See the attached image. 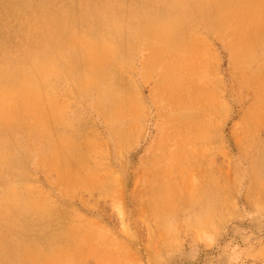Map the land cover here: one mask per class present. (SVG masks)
Returning a JSON list of instances; mask_svg holds the SVG:
<instances>
[{
    "label": "rangeland",
    "instance_id": "1",
    "mask_svg": "<svg viewBox=\"0 0 264 264\" xmlns=\"http://www.w3.org/2000/svg\"><path fill=\"white\" fill-rule=\"evenodd\" d=\"M64 5L0 0V61ZM173 10L176 40L115 33L99 84L50 80L61 127L0 132V264H264V0Z\"/></svg>",
    "mask_w": 264,
    "mask_h": 264
},
{
    "label": "bare ground",
    "instance_id": "2",
    "mask_svg": "<svg viewBox=\"0 0 264 264\" xmlns=\"http://www.w3.org/2000/svg\"><path fill=\"white\" fill-rule=\"evenodd\" d=\"M78 1H79L78 8H74L69 5H64L60 7L58 6L57 8L48 7L46 9H43L44 10L43 16L41 15L42 17L39 18L38 21L31 19L30 20L32 24L40 23L39 26L45 25L47 29L45 31H40V32L38 31L39 34L32 37V39L30 40L32 41V47L29 49V51L27 53L24 52L25 54H23L20 58L18 57L19 59L17 60H15V58L14 60H11L8 59L9 58L8 57V58H3L0 61V132L4 133L3 131L10 130L11 127L8 126V124H10L9 122L11 123L13 122L12 124L17 125L16 114L18 113V111H20V109L28 110L26 112H29L30 114L29 117L31 116L32 118L35 119L36 125L39 123L42 124V125L39 124L40 126L46 125L47 129L44 128L42 130H46L48 134H50L51 132L50 123L56 124L59 122L61 127L62 126L61 121L63 118L59 119L58 118L59 115L57 116L56 113L57 110L55 111V104L57 103L53 102L54 103L53 104L51 102H47L44 99V97L46 96L45 94L48 93L50 86L53 85L52 83L51 85H49L50 80L53 79V81H55L54 79L56 78L58 79L60 77L69 78L71 77L72 73H74L75 71H81L82 73H84L85 77H87V78L84 77L85 78L83 81L84 85L82 84L85 90L88 89L90 86H92L93 83L99 84L101 81H104L107 72L110 70V66L117 59V56L119 54L120 46L116 35L118 31H120V29H123V27L128 32L131 31V34L137 35L138 37L142 38V40L145 41L146 44L155 45V43L157 42L156 41L157 38L161 42L163 41L161 40V38H163L162 37L163 35H165L167 38L172 37V40H176L178 37L177 36L178 34L175 32L176 28L174 29V26L175 25L179 26V23H181V21H183L184 19L182 20L180 18V15L179 16L174 15L173 14L174 12L173 13L171 12L172 9L185 10L186 13L183 15H187L188 18L194 12L193 11L194 7H196L199 11H201L200 14H203L202 11L203 9L209 8L215 10L216 4L222 5V7L227 10L228 6L232 5V2H236L237 0H78ZM134 2L136 3L135 5L132 4ZM4 18H6V16ZM122 32H124V30H122ZM115 66L118 67V65ZM109 94L111 95V93ZM23 122H25V120ZM25 124L27 125V123ZM37 130L36 132H38ZM24 134L25 133H23V135ZM68 136L70 137V135ZM12 142L14 143V141ZM4 147H5V142L0 141V154L2 153ZM3 154L5 155V153ZM2 160H4V157ZM15 195L16 193L11 195L13 196L12 197L13 199L16 198V201H12L13 204L11 206H14L16 208L22 205L17 199L21 197L19 195L15 197Z\"/></svg>",
    "mask_w": 264,
    "mask_h": 264
}]
</instances>
